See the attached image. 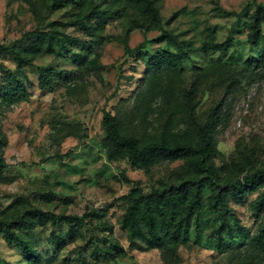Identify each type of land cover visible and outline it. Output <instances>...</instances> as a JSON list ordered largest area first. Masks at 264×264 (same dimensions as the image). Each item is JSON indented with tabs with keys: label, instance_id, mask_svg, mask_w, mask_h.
Here are the masks:
<instances>
[{
	"label": "rangeland",
	"instance_id": "374dc122",
	"mask_svg": "<svg viewBox=\"0 0 264 264\" xmlns=\"http://www.w3.org/2000/svg\"><path fill=\"white\" fill-rule=\"evenodd\" d=\"M51 1L0 0V43L19 40L37 27L58 28L69 47L35 55L34 67H25L27 98L0 104V141L5 143L0 219L15 220L31 207L77 215L95 210L98 216L83 230L88 227L98 233L103 225L111 226L114 241L123 247L114 258L97 259L90 254L92 248L80 253L86 234L87 238L78 236L55 252L50 234L65 226L36 224L21 231L41 257L38 264H264V254L250 241L259 225L251 214L258 192L240 203L230 202L236 220L230 216L229 221L238 226L223 233L221 240L211 231L220 219L218 211L206 207L209 190L204 189V206L191 224L189 241L177 254L138 241L129 244L119 229L124 196L135 186L148 191L189 177V164L180 158L143 169L125 158L110 159L102 124L109 112L123 115L126 130L144 137L157 134L165 124L176 132L191 128L174 101L179 92L196 88L197 121L202 122L224 96L213 131L217 149L213 161L223 179L242 176V168L264 167V68L244 65L256 56V48L246 39L247 15L255 2L264 0H153L160 14L159 28L144 22L131 0H95L112 14L99 15L85 26H62L59 23L89 10L90 0H63L56 9L49 8ZM229 37L234 44L227 54L199 48L206 40ZM125 45L140 48V53L126 52ZM178 45L192 49L180 70L154 73L147 68L149 54L177 51ZM38 66L71 73L51 88L40 89ZM15 67L13 57L0 56V81L2 68ZM0 264L30 263L20 248L0 237Z\"/></svg>",
	"mask_w": 264,
	"mask_h": 264
},
{
	"label": "trees",
	"instance_id": "16d2710c",
	"mask_svg": "<svg viewBox=\"0 0 264 264\" xmlns=\"http://www.w3.org/2000/svg\"><path fill=\"white\" fill-rule=\"evenodd\" d=\"M142 13L144 22H149L152 28H159L160 14L153 0H131ZM90 8L84 14L74 19L59 23L62 26H85L99 15H111L108 10L100 9L95 0H90ZM63 5V0H52L48 6L56 9ZM247 35L249 45L256 48V56L246 59L244 65L248 68H264V3L255 2L247 15ZM163 37V35H162ZM161 37V38H162ZM64 35L58 28L27 31L19 40L10 43H0V56L14 58V69L2 68L3 78L0 81V104H11L26 99L27 75L25 67H34L31 59L40 52H53L58 49H69ZM232 38L223 41L206 40L200 45L204 52L227 54L233 46ZM141 46V45H140ZM139 46V47H140ZM126 52L131 50L125 45ZM192 49L187 45H178L177 51L164 49L148 55L147 68L154 73L162 70L177 71L182 62L188 58ZM37 79L40 89L51 88L62 77H67L71 71L38 66ZM196 88H188L176 95L175 104L185 112L191 128L183 127L176 132L168 124L163 125L157 134L146 137L130 133L126 130L125 118L120 113L105 112L102 118L104 127V146L110 159L125 158L132 166L151 169L164 161L185 158L188 162L189 177L181 178L176 183L153 186L148 191L135 186L124 196L126 208L119 221V229L125 233L129 244L136 241L152 249L167 251L174 255L181 245L190 238L191 224L197 219L199 211L204 206L203 190L208 189L206 207L218 211L219 223L212 227V232L218 240L222 234H229L234 226L229 221L232 212L230 202L240 203L246 196L258 192L251 202V214L259 220L257 231L250 238L251 245L264 254V167H254L253 170L242 168V176L223 179L220 169L213 161L216 153V143L213 138L214 126L219 120L223 107L224 96L221 97L207 112L205 119L197 121L195 117ZM5 143L0 141V170L3 166L2 149ZM98 213L95 210L77 214H57L53 211L31 207L21 213L15 220L0 219V237L7 243L21 249L30 264H38L41 257L37 254L32 242L22 233L31 230L36 224L61 222L65 230H55L50 234L51 244L55 252L64 248L65 244L76 240L78 236L85 239L80 253L91 249V255L114 258L123 247L114 241L112 227L103 225L98 233H93L84 224L92 222ZM35 220V221H34ZM62 226V225H61ZM63 227V226H62ZM61 227V228H62ZM17 229V230H15ZM22 230V231H21ZM111 257V258H110ZM85 263V260H83ZM87 262V261H86Z\"/></svg>",
	"mask_w": 264,
	"mask_h": 264
}]
</instances>
